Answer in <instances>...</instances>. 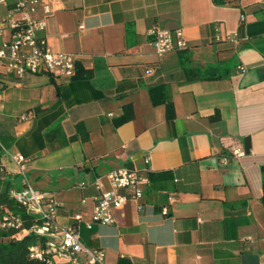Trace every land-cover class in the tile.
<instances>
[{"label": "crops", "instance_id": "obj_1", "mask_svg": "<svg viewBox=\"0 0 264 264\" xmlns=\"http://www.w3.org/2000/svg\"><path fill=\"white\" fill-rule=\"evenodd\" d=\"M34 17L47 21L48 47L73 54L94 78L28 74L8 83L0 176L11 189L56 184L44 192L63 205L59 222L68 226L75 213L91 217L98 177L129 165L169 172L172 180H149L143 199L114 210L113 224L79 225L82 241L104 251L106 264H264V6L52 0ZM156 28L181 29L188 48L159 56L147 36ZM186 69L209 79L186 82ZM161 84L174 102L172 122L150 100ZM128 104L134 120L115 127ZM38 106L47 111L36 116ZM217 111L221 120L211 122ZM57 123L51 151L45 134ZM232 145L245 154L231 158ZM14 154L27 159L22 181Z\"/></svg>", "mask_w": 264, "mask_h": 264}, {"label": "built area", "instance_id": "obj_2", "mask_svg": "<svg viewBox=\"0 0 264 264\" xmlns=\"http://www.w3.org/2000/svg\"><path fill=\"white\" fill-rule=\"evenodd\" d=\"M47 1L52 0H0V105L8 83L19 82L28 74L69 80L76 74L75 56L53 52L41 36L47 28V21L34 15L37 5ZM147 36L159 56L188 48L181 29L156 28L148 31ZM22 120H27V117ZM221 142L225 143L224 139ZM229 149L231 158L245 154L238 145ZM11 158L18 166V174L25 179L27 159L19 154L11 155ZM228 161V158H223L225 164ZM149 171L141 172L134 167L123 166L98 177L93 184L97 195L91 217L87 219L81 213H75L68 226L59 222L63 205L52 194L36 190L26 182L21 189H11L9 197L25 209L27 217L33 221L32 225L26 226L25 219L20 215L0 210V230L14 231L11 238L17 241L34 236L35 243L29 248L30 257L46 264H52L57 256L66 258L68 264H106L104 251L91 248L82 241L79 225L84 224L92 230L95 224H113L114 210L123 208L130 200L138 202L144 198L149 185ZM164 213L167 214V210Z\"/></svg>", "mask_w": 264, "mask_h": 264}, {"label": "trees", "instance_id": "obj_3", "mask_svg": "<svg viewBox=\"0 0 264 264\" xmlns=\"http://www.w3.org/2000/svg\"><path fill=\"white\" fill-rule=\"evenodd\" d=\"M217 3H224V0H216ZM187 80L186 82L206 80L209 78H204L199 75L193 69H186ZM94 78V72L91 70H86L79 63H76V74L72 78V81L79 80H92ZM150 100L154 106H165L166 120L172 122L176 119V110L172 96L168 90V87L164 84L154 86L149 89ZM47 110L42 109L40 106L34 109L36 116L45 113ZM135 118V113L133 106L131 104L125 105L123 107V113L120 117L114 120V126L119 127L128 122L133 121ZM221 120L220 112L217 111L214 116L210 118L211 122H219ZM61 123L55 124L51 129H49L45 138L50 146V150L54 151L56 148L53 146V140L57 138L58 134L61 133ZM78 138L74 136L70 139V142L76 141ZM2 154H3V145L0 140V169L2 168ZM130 166V165H129ZM264 174V167L262 168ZM148 177L150 184L155 186V183L159 181L160 178L164 180H172V173H152L148 172ZM11 191V183L4 181L2 176H0V210L3 213H14L20 215L25 219L26 226L30 227L33 223L25 213V209L17 204L14 200L9 197ZM264 203V193L263 199ZM15 234L14 231H3L0 230V264H46L44 262L31 259L29 248L35 243V237L32 235L27 236L23 240L17 241L12 239V235Z\"/></svg>", "mask_w": 264, "mask_h": 264}, {"label": "rangeland", "instance_id": "obj_4", "mask_svg": "<svg viewBox=\"0 0 264 264\" xmlns=\"http://www.w3.org/2000/svg\"><path fill=\"white\" fill-rule=\"evenodd\" d=\"M241 2H242L243 7H245V8L246 7L247 8H252V7L256 6V5H258V6H264V0H241ZM44 175H49V176H53V177L56 176L55 172H48L47 174L44 173ZM16 177H18V180L20 179V181H22L24 179V176H22V175H19V176H16ZM16 177L14 176V178H16ZM53 180H55V179H53ZM32 182H33L32 183L33 184L32 186L36 190H38L37 188H40V186H38L35 183V181H32ZM40 185L43 186V190L44 191H50V190H54V186L56 184L54 185V184H42L41 183ZM20 187L22 188L23 186H20ZM52 264H68V260L66 258L58 257L57 256V257H54L53 258V263Z\"/></svg>", "mask_w": 264, "mask_h": 264}]
</instances>
